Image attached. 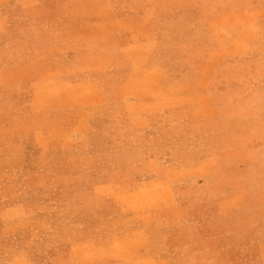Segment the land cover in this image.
<instances>
[{"label": "rangeland", "instance_id": "rangeland-1", "mask_svg": "<svg viewBox=\"0 0 264 264\" xmlns=\"http://www.w3.org/2000/svg\"><path fill=\"white\" fill-rule=\"evenodd\" d=\"M215 2L42 7L48 51L23 47L0 71V264H263L250 229L264 220V24L214 18ZM153 57L171 66L161 79L202 75L206 91L167 96Z\"/></svg>", "mask_w": 264, "mask_h": 264}, {"label": "crops", "instance_id": "crops-1", "mask_svg": "<svg viewBox=\"0 0 264 264\" xmlns=\"http://www.w3.org/2000/svg\"><path fill=\"white\" fill-rule=\"evenodd\" d=\"M261 1L262 0H249L247 4H243L241 3V0H216V5L215 3H209V6L215 5L218 8L213 14L214 18L219 16H239L245 11H248L255 13L254 16L257 14V17H254L253 19V24H264V3ZM47 2H53V0H0V71L8 70L12 66V63L17 60V57L25 53L23 47H29L32 51H39L40 53L48 51L44 41L42 19L43 12L41 11L42 7L46 5ZM137 6H140V3H137ZM141 6L144 8L143 3ZM144 17L145 12L142 10L141 14L136 15L135 20L142 22L145 19ZM213 17L211 19L205 18V21H210ZM127 19L128 16L109 15L107 21H116L121 23L127 21ZM172 22H174V19L172 18L171 13H165L157 19H154L152 21V25L147 27L145 31L147 34V42L162 37L166 32V28H168ZM20 24H24L27 33L20 32ZM158 25L162 26L163 29H157L159 27ZM123 35L124 33L120 32V38H122ZM120 46L122 47L124 45L121 43ZM212 51L208 52L205 60H208L212 53L213 55L221 53V56L219 57L221 59L229 55L234 57V55L239 53L240 50L238 46H231L223 52H219L216 47L214 50L212 49ZM219 58H215V62L219 61ZM229 64L231 66L236 65L231 63ZM151 65L152 70L155 72V76L158 75L155 87L158 89L161 87L163 89V93H168L167 96L170 95V91H173L175 88L184 90L186 88L195 87L199 88L201 92L206 91L207 85L206 81L201 78L202 75L197 76V79L195 80L188 81V79H185L183 81H177V76L169 73V75H166L164 79H161L163 68L168 70L171 66L163 64L160 59H156L154 57L151 59ZM225 67L223 69H225ZM54 70H60V66L54 67ZM123 115L127 117L129 114ZM162 115H164L163 118ZM158 118L161 122L157 123L159 126L156 129H161L162 124H167L168 128H170V119L172 118L169 112L162 111L161 117L159 116ZM164 119H168V121H165ZM102 184H106V181L100 183V185ZM250 235L254 244L260 248L258 258L264 264V220L255 222L251 226Z\"/></svg>", "mask_w": 264, "mask_h": 264}]
</instances>
